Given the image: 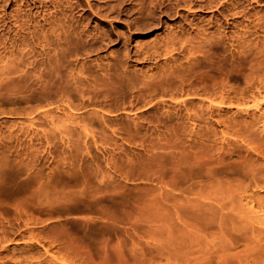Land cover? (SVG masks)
<instances>
[{"label": "rangeland", "instance_id": "obj_1", "mask_svg": "<svg viewBox=\"0 0 264 264\" xmlns=\"http://www.w3.org/2000/svg\"><path fill=\"white\" fill-rule=\"evenodd\" d=\"M0 264H264V0H0Z\"/></svg>", "mask_w": 264, "mask_h": 264}]
</instances>
